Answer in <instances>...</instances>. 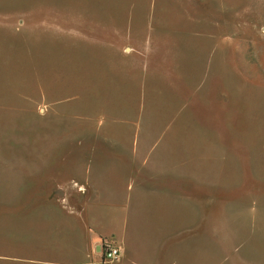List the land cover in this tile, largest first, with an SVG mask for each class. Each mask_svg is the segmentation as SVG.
<instances>
[{"label": "rangeland", "instance_id": "rangeland-1", "mask_svg": "<svg viewBox=\"0 0 264 264\" xmlns=\"http://www.w3.org/2000/svg\"><path fill=\"white\" fill-rule=\"evenodd\" d=\"M152 1L0 0V264H25L23 253L33 245L27 240L33 242L43 229L37 219H23L24 188L38 181L39 171L50 175L59 167L46 160H66L55 176L68 175L71 156L83 149L74 135L90 127L89 118L104 122L103 107H115L118 114L125 93L133 91L136 52L128 51L140 42L135 30L157 26L153 6L158 4ZM184 1L181 9L187 7L191 26L209 20L213 28L212 0ZM233 2L236 17L232 24L221 18V30L230 33L226 43L237 44L235 73V65L231 73L222 67L216 108H198L191 89L184 118L214 126L217 157L208 148L191 149L205 150L207 172L232 175L218 184L221 264H264V0ZM225 3L230 1H222V11ZM227 53L222 55L226 63ZM31 214L38 218L37 209Z\"/></svg>", "mask_w": 264, "mask_h": 264}, {"label": "crops", "instance_id": "crops-1", "mask_svg": "<svg viewBox=\"0 0 264 264\" xmlns=\"http://www.w3.org/2000/svg\"><path fill=\"white\" fill-rule=\"evenodd\" d=\"M222 1L212 0V29L209 20L191 26L184 0L152 1L158 4L153 6L157 26L134 31L140 42L128 48L129 54L136 52L133 91L125 93L119 113L103 107L104 122L89 118L90 127L74 135L73 142L83 149L71 156L68 175L55 176L66 160H46L59 167L50 175L39 171L38 181L23 190V219H37L43 227L37 239L27 240L33 245L23 253L25 264H221L218 184L232 175L206 171L205 150L199 149L217 157L219 138L214 126L193 125L184 112L191 107V89L198 108L221 105L222 67L231 73L235 65V73L237 44L226 43L230 33L221 30V18L232 24L237 5L229 0L222 11ZM223 51L230 57L227 63ZM35 209L38 218L31 214ZM104 237H113L119 246L117 258L102 260Z\"/></svg>", "mask_w": 264, "mask_h": 264}, {"label": "built area", "instance_id": "built-area-1", "mask_svg": "<svg viewBox=\"0 0 264 264\" xmlns=\"http://www.w3.org/2000/svg\"><path fill=\"white\" fill-rule=\"evenodd\" d=\"M102 260H113L120 254L119 246L112 237H104L100 242Z\"/></svg>", "mask_w": 264, "mask_h": 264}]
</instances>
